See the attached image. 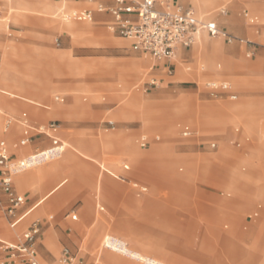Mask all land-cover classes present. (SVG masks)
I'll return each instance as SVG.
<instances>
[{"label":"rangeland","instance_id":"rangeland-1","mask_svg":"<svg viewBox=\"0 0 264 264\" xmlns=\"http://www.w3.org/2000/svg\"><path fill=\"white\" fill-rule=\"evenodd\" d=\"M178 1L237 40L202 35L172 60V75L167 65L134 50L107 24L65 20L75 9L99 14L90 0L2 2L0 104L13 101L18 110L0 106V128L7 131V119L19 120L23 112L34 125L57 120L66 151L14 176L15 190L26 198L24 211L41 201L15 229L0 213V239L19 244L37 222L42 264H60L64 248L77 264H99L108 233L116 235L113 244L125 255L105 264H257L260 257L252 247L258 238L254 228L264 216V192L253 199L235 185L256 192L264 180V159L254 156L259 145L264 149V0H221L210 9L207 0ZM244 9L259 17V33L244 18ZM70 21L99 35L75 39L59 28ZM47 54L57 57L55 66L48 65L49 77L40 70ZM133 60L142 63L141 73L119 77ZM217 70L218 76L199 78V72ZM54 77L57 83L48 90L41 86ZM211 80L231 82L237 99L210 94ZM3 86H30L36 93L26 95L28 100L42 106L12 98ZM27 105L62 106L66 113L51 109L54 116L38 120ZM184 124L196 130L193 138L182 137ZM18 128L14 144L7 141L11 164L19 161L14 151L22 146L21 122ZM142 135L150 139L146 148L138 142ZM34 143L26 157L38 149ZM37 176L43 182L19 184ZM1 247L0 242V253Z\"/></svg>","mask_w":264,"mask_h":264},{"label":"built area","instance_id":"built-area-1","mask_svg":"<svg viewBox=\"0 0 264 264\" xmlns=\"http://www.w3.org/2000/svg\"><path fill=\"white\" fill-rule=\"evenodd\" d=\"M3 1L0 0V13ZM90 1L97 4L99 13H110L113 16L114 21L108 27L112 33L131 42L134 50L149 54L158 62L173 60L179 48L193 46L202 32H207L212 38H222L228 43L237 40L235 36L220 29L215 22L198 19L193 9L180 5L175 0H113L112 5H107L106 0ZM243 15L249 17L247 11H244ZM70 17L79 22H90L93 20L94 12L82 11ZM252 54L249 52L248 56L251 57ZM169 74L172 75L171 69ZM206 87L216 96L229 94L231 100L237 99L229 83L209 82ZM56 100L64 101L60 98ZM24 127L25 135L20 142L22 146L32 142V131L39 135H48L52 144L24 160L11 164L8 143L0 139V213L5 214L12 226L16 224L18 213L26 201L25 197L15 190L14 176L31 167L41 166L65 152V143L58 136L60 129L58 122L40 127H32L25 122ZM183 136L190 138L193 132L186 127ZM156 140H159V137ZM148 144L149 139L143 137L141 146L145 148ZM39 234L40 226L36 222L23 233L19 244L1 241L0 264H41L36 247ZM5 252L7 253L4 254ZM73 261L70 251L65 250L61 263L68 264Z\"/></svg>","mask_w":264,"mask_h":264},{"label":"crops","instance_id":"crops-1","mask_svg":"<svg viewBox=\"0 0 264 264\" xmlns=\"http://www.w3.org/2000/svg\"><path fill=\"white\" fill-rule=\"evenodd\" d=\"M176 1V3H178V4H180V5H183V4H181L178 0H175ZM106 4L107 5H112L113 4V0H106ZM184 6V5H183ZM192 9V8H191ZM88 9H84V10H82V9H75V10H73L71 13H67L66 14V19L65 20H69V19H71L70 18V14L71 15H73V14H76V13H79V12H82V11H87ZM93 11V10H92ZM244 11H247L248 13H249V17H245L244 15V18L246 19V21L250 24V26H253V27H255V28H257V32L259 33V29H258V26H259V21H260V19H259V17L258 16H255V15H253L248 9H244L243 10V12ZM97 13H99L98 11H96ZM194 12H195V10H194ZM195 14H196V16H197V18L198 19H200V20H204V21H206V22H215V21H210V20H205V19H202V18H200L199 17V15L195 12ZM94 19H96V21L99 23V24H107V26L109 27V25L114 21V18H113V16L110 14V13H99V14H94V17H93V20ZM253 19V20H252ZM73 20V19H72ZM92 20V21H93ZM216 24H217V22H215ZM218 25V24H217ZM218 27L220 28V29H222V30H224L225 32H227V33H229L228 31H226L225 29H223L222 27H220L219 25H218ZM59 28L63 31V32H65V33H67V34H69V35H71L73 38H75V39H78V38H82V37H92V36H98L99 34L97 33V31H95V30H93V29H91V27L90 26H87V25H81V24H78V23H76V22H66V23H62L60 26H59ZM109 29V28H108ZM203 34H207L208 35V33L207 32H203ZM229 34H231V33H229ZM231 35H233V34H231ZM209 36V35H208ZM234 36V35H233ZM210 37V36H209ZM121 38V37H120ZM202 40V39H201ZM200 40V41H201ZM224 40V39H223ZM225 41V40H224ZM128 43H129V45L132 47V44H131V42H129L128 41ZM184 49H186V48H179L178 49V56L180 57V56H183V54H184V52H183V50ZM139 52V51H138ZM140 53H142V54H145V55H147V56H150L149 54H146V53H144V52H140ZM223 55V54H222ZM216 57V56H215ZM154 59V58H153ZM45 61H44V63H43V65H40V70H43V72L44 73H46V75H48L47 77H49L50 76V72L51 71H53L52 69H50L49 67H48V65H50V64H54V66H55V63L57 62V57H55L54 55H52V54H47V55H45V59H44ZM155 60V59H154ZM161 63H163L164 65H167V69H168V74H169V69H171L172 70V73L175 71V69H176V65H175V63L171 60V61H165V62H161ZM261 67L263 68V70H264V62H263V64L261 63ZM142 69H143V65H142V63L140 62V61H138V60H133V61H130V62H127V66H126V69L125 68H123V69H121L120 71H119V77H121V78H124V77H126V76H136V75H138V74H140L141 73V71H142ZM219 70H217V71H205V72H199V78H204V77H206V76H209L210 74L209 73H212L213 75H219L220 73L218 72ZM170 75V74H169ZM209 82H226V83H229L231 86H232V84H231V82H228V81H222V80H211V81H209ZM209 82H207V83H209ZM57 83V80L55 79V77H54V79L53 80H47V79H45V82L41 85V86H44L45 87V89L46 90H48V86H52V85H54V84H56ZM207 85V84H206ZM206 89L209 91V93L211 94V92H210V90L206 87ZM18 90H22V91H24V93H27V94H20V93H18L17 91ZM3 92L5 93V94H8V95H10L12 98H15V99H19V100H22V101H24V102H26V103H28V104H31V105H36V106H42L41 104H38V103H36V102H32V101H29L28 100V96H26V95H28V94H30V93H36L35 91H32L31 90V88H30V86H24V87H22V86H3ZM235 95H236V93L235 92H233ZM47 93H46V91H44V94H43V96L45 97V96H47L46 95ZM228 97H229V94H226ZM237 96V95H236ZM238 97V96H237ZM56 98H60V96H57ZM60 99H63L64 101L62 102V101H60L59 100V102L60 103H64L65 102V98H60ZM57 101V100H56ZM233 101V100H232ZM5 104V105H4ZM13 104V105H12ZM15 104H14V102L13 101H8V100H6V102L5 103H3V104H0V106H1V108L2 107H10V108H13V109H15V110H18L17 108H15V106H14ZM27 107H30V106H28L27 105ZM30 108H32V109H34V110H32L31 109V113H40L41 114V116H43L45 119H47L48 117H51V116H54L53 114H52V111H51V109L53 110H56L57 112H59V113H57V115H59V116H63V115H65V113H66V110H65V108L64 107H62V106H54V107H52V108H48L47 107V110H42V109H39V108H35V107H30ZM40 110V111H39ZM240 110V109H239ZM39 111V112H38ZM234 111H236V110H234ZM234 111H233V113H234ZM237 111H238V109H237ZM24 114H28V112H23ZM21 114V119H19V121L21 122V131H22V138H21V140L24 138V135H25V127H24V123L25 122H27V123H29L32 127H40V126H48L50 123H52V122H58L59 123V121H57V120H51V121H49L47 124H32V123H30L29 122V120L28 119H32L29 115H24V114ZM43 113V114H42ZM146 118H148V119H150V115H147L146 116ZM17 119V118H16ZM8 122H11L10 123V125H9V127L13 124V119L11 118V119H7V123ZM60 124V123H59ZM6 127H7V124H6ZM186 127H188V128H190V130L193 132V136L192 137H190V138H185L184 136H183V131H184V129L186 128ZM18 132H19V129H17V135H18ZM181 134H182V137L183 138H185V139H191V138H193L195 135H196V130H194V128L191 126V125H189V124H184V125H181ZM31 136H32V142L31 143H29L28 145H25V146H21V147H19L16 151H14V155L17 157V159H19V161L20 160H22V159H25V158H27L26 156H25V154H27V153H29V152H31V150H32V148H33V146L31 145L33 142H34V140H35V143H34V145H38L39 147H38V149L37 150H35L34 152H32L31 153V155L32 154H34L35 152H37V151H39V150H43V149H46V148H48V147H50L51 146V144H52V141H51V138L48 136V135H39V134H33V131L31 132ZM58 136H59V138H60V140H61V124H60V129H59V132H58ZM143 137H147L148 139H149V137L147 136V135H142L140 138H139V140H138V142H139V145L141 146V139L143 138ZM159 137V136H158ZM158 137H156V138H158ZM156 138H155V140H156ZM160 138V137H159ZM0 139H4V138H1L0 137ZM4 140H6V139H4ZM21 140H20V142H21ZM47 140H49L50 141V144L49 145H46V142H47ZM7 141V140H6ZM62 141V140H61ZM63 142V141H62ZM8 143V142H7ZM149 144H150V139H149ZM148 144V145H149ZM210 145V147L211 148H216L217 147V143H215V142H212V143H210L209 144ZM213 145H215V147H213ZM241 145H240V143H239V145H238V147H240ZM8 147H9V144H8ZM125 147V146H124ZM142 147V146H141ZM65 148H66V145H65ZM146 148V147H145ZM9 151H10V147H9ZM65 151H66V149H65ZM254 156H255V158H257V159H260V160H263L264 159V149L259 145V148L254 152ZM10 158H12V154H11V151H10ZM54 175V174H53ZM53 175H51V177L53 176ZM51 177H49V179L51 178ZM39 182H43L42 180H41V178L40 177H35L33 180H27L26 182H20L19 181V184L21 185V187H26L27 185H30V184H32V183H39ZM234 186V185H233ZM264 186V180L262 179V181H261V184H259L258 185V191H256V192H250V191H247V190H245V189H243V188H241V187H239V186H237V185H235V187H237L236 189H238L239 191H242L243 193H250V195L251 196H253V199L254 198H258L263 192H264V190L262 189V187ZM17 192V191H16ZM18 193V192H17ZM19 194V193H18ZM21 195V194H20ZM23 196V195H22ZM2 197H4V196H2ZM25 197V196H24ZM3 199H5V198H3ZM26 199V198H25ZM41 201V200H40ZM39 201V202H40ZM26 202V201H25ZM39 202H37V203H39ZM37 203L34 205V206H30L26 211H24V206L20 209V211H19V213H18V220H17V222H16V224L14 225V226H12L11 224H10V222L8 221V219L7 218H5L6 220H7V222H8V224H9V227H10V229H15L18 225H22V224H24L25 222H23V221H21L22 219H23V217H24V215L26 214V212H28L29 210H31V209H33L36 205H37ZM25 205V204H24ZM240 207L239 208H241L242 209V207H241V205H239ZM245 206V205H244ZM246 208H248V207H246ZM243 210V209H242ZM3 219H4V217L2 216V215H0V224L2 223V221H3ZM74 220V219H73ZM29 229V228H28ZM254 229H256L257 230V232L255 233V234H258V238L256 239V241L254 242V246L252 247V250L254 251V255H258L259 257H264V216L260 219V221H259V223L257 224V226L254 228ZM1 241H4V240H2V239H0V242ZM12 243V242H11ZM258 246H260V252H258L257 250H256V248L258 247ZM65 250H69L70 251V253H71V255L73 256V258H74V261H73V263H68V264H77L75 261H76V256L74 255V253L70 250V249H68V248H64L63 249V251L61 252V257H60V264H63V263H61V259H62V256H63V253H64V251ZM38 256H39V254H38ZM39 259V258H38ZM40 261V260H39ZM41 262V261H40ZM41 264H42V262H41ZM79 264V263H78Z\"/></svg>","mask_w":264,"mask_h":264},{"label":"bare ground","instance_id":"bare-ground-1","mask_svg":"<svg viewBox=\"0 0 264 264\" xmlns=\"http://www.w3.org/2000/svg\"><path fill=\"white\" fill-rule=\"evenodd\" d=\"M208 2L206 3L207 5V7L205 8V9H210L211 7H213L215 4H218L221 0H207ZM200 17V16H199ZM201 18V17H200ZM205 33V32H204ZM202 35H206V34H203V32L199 35V37H198V39H197V42L199 41V40H201L202 39ZM177 54H178V50H177V53H176V56L175 57H177ZM175 59V58H174ZM5 105V104H4ZM13 105V104H12ZM7 107V106H6ZM4 109V108H3ZM32 109V108H31ZM6 110V109H5ZM8 110V109H7ZM9 110H15V109H13V108H10L9 107ZM32 110H34V109H32ZM16 111V110H15ZM40 111V110H39ZM38 111V112H39ZM1 114H5L4 113V111H3V113H1ZM24 114V113H23ZM43 114V113H42ZM24 115H29V114H24ZM31 115H32V117L33 118H35V119H38V120H40L41 119V114L40 113H31ZM12 119H13V124H12V126H11V128H9V125H10V123L11 122H8L7 123V131L4 129V131L0 128V136L1 137H3L4 139H6L8 142H10L11 144H14L13 143V138H15L16 136H17V129H19L18 128V125H19V123H20V121L18 120V119H16V118H14V117H11ZM11 129V130H10ZM22 160H24V159H22ZM21 161V160H20ZM140 168H142V167H140ZM161 169H162V167H161ZM163 169H165L164 168V166H163ZM26 170H28V169H26ZM149 174V173H148ZM152 175V174H151ZM173 183V182H172ZM177 183H179V184H182L183 185V183L182 182H177ZM38 209L36 208L35 210H34V214L36 213V211H37ZM84 221V220H83ZM75 223V222H74ZM85 223V222H84ZM100 225H101V223H100ZM97 227V226H96ZM80 232H81V230H80ZM114 234V233H113ZM116 235H111V234H105L104 235V238H103V246L105 247V249H108V250H106V254H103V252L102 251H104L105 252V250H100L101 251V254H97V260L99 261V264H105L106 262H108V263H110V261H113V260H116V257L117 256H124L125 254H124V252H123V250H122V247L121 246H119V245H117L116 244V246L113 244V240H112V237L114 238ZM115 239V238H114ZM118 242V241H117ZM129 254V253H128ZM130 255V254H129ZM127 258V257H126ZM128 258H130L131 259V257H128ZM117 261V260H116ZM257 264H264V257H260V259H259V261L257 262Z\"/></svg>","mask_w":264,"mask_h":264}]
</instances>
